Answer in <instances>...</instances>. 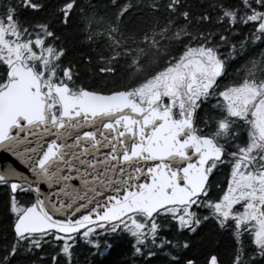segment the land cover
I'll list each match as a JSON object with an SVG mask.
<instances>
[{"label": "snow or ice", "instance_id": "snow-or-ice-1", "mask_svg": "<svg viewBox=\"0 0 264 264\" xmlns=\"http://www.w3.org/2000/svg\"><path fill=\"white\" fill-rule=\"evenodd\" d=\"M78 108H69L59 120L43 113H12L0 120V264H156L162 259L136 243L125 221L128 213L117 209L168 158L153 154L148 132L120 117L123 109ZM173 163L183 166L186 160ZM258 248L244 247L237 264H264ZM163 258L180 264L175 257Z\"/></svg>", "mask_w": 264, "mask_h": 264}, {"label": "trees", "instance_id": "trees-1", "mask_svg": "<svg viewBox=\"0 0 264 264\" xmlns=\"http://www.w3.org/2000/svg\"><path fill=\"white\" fill-rule=\"evenodd\" d=\"M263 15L264 0H0V18L11 19L24 41L40 43L34 64L45 77L102 93L137 88L198 46H234L229 71L237 78L264 62V35L253 40ZM5 78L0 60V87ZM211 185L209 196L213 179ZM191 212L196 222L190 227L162 212L126 223L137 244L159 252L156 264H170L165 255L180 264H207L213 254L220 264H233L244 247L256 245L250 235L214 222L205 203Z\"/></svg>", "mask_w": 264, "mask_h": 264}, {"label": "water", "instance_id": "water-1", "mask_svg": "<svg viewBox=\"0 0 264 264\" xmlns=\"http://www.w3.org/2000/svg\"><path fill=\"white\" fill-rule=\"evenodd\" d=\"M8 74L9 82L0 90V120H7L12 113H43L47 116L46 95L40 91V80L32 69L16 63ZM53 91L63 105L61 116L76 105H79L77 110L123 109L120 117H127L130 123L135 122L138 132H148V147L153 154L168 158L167 164L161 161L156 166L158 171L154 172L153 179L142 182L141 188L129 198L130 202L126 201L117 209L119 213L143 211L151 216L167 205L189 203L202 191L207 180L206 162L213 156V145L192 132L189 114L175 120L171 106L160 109V91L153 92L145 106L132 100L131 92L104 95L83 90L80 94L71 95L66 85H54ZM181 157L186 163L174 165L173 162ZM209 264H217L215 256L210 258Z\"/></svg>", "mask_w": 264, "mask_h": 264}, {"label": "flooded vegetation", "instance_id": "flooded-vegetation-1", "mask_svg": "<svg viewBox=\"0 0 264 264\" xmlns=\"http://www.w3.org/2000/svg\"><path fill=\"white\" fill-rule=\"evenodd\" d=\"M215 60L220 61L213 53V60L204 68L190 65L187 79L191 89L204 88L207 83L213 82L210 87L213 126L208 131L222 153L220 160L211 161L215 173L213 219L260 220L264 217V186L255 176L264 173V62L259 76L255 77L258 83L248 85L230 72H210V65ZM215 68L213 63V70ZM182 94L187 96L184 86ZM199 96L197 93L196 98ZM227 99L232 106L227 105ZM180 106L183 107V103ZM195 106L198 112L202 102ZM199 125L202 131H207L203 122ZM247 174L254 176L250 184H244Z\"/></svg>", "mask_w": 264, "mask_h": 264}, {"label": "rangeland", "instance_id": "rangeland-1", "mask_svg": "<svg viewBox=\"0 0 264 264\" xmlns=\"http://www.w3.org/2000/svg\"><path fill=\"white\" fill-rule=\"evenodd\" d=\"M2 25L0 24V29H1ZM3 31V30H2ZM0 41L2 43H4L6 45V47L9 49V51H15L16 53H18V55L20 57H22V59L26 62V60L29 58L26 56V52H30L31 51V45L30 42H24L22 43V45L19 43V41L17 39H8L7 37L3 36L2 34H0ZM31 54V58H33V55H35L34 53H30ZM191 63L194 64L195 66L204 68L205 64L207 63L205 58H200V57H192L187 59L185 62H183V64L181 65V67L178 69V63H176L175 65H171L167 70L161 72V76L162 79L160 80L159 84L156 81H153L151 83L146 84L145 86H143L141 89H139V93L138 95L140 97L143 98V96L145 95L146 92H148L151 88H153L156 84L158 86H162L163 91L168 94V92H166L165 90V84L166 83H171L175 86V90L172 94L174 97L177 98H182L183 94L181 91V82L178 79L179 73L181 69H184L187 67V65ZM188 76V75H187ZM153 83V84H152ZM46 89L48 90V93H50L49 87H50V81L49 79L46 80ZM184 89H186V94L188 96H190L192 99L196 98V93L192 92L189 95V92L191 90V87L189 85H187L186 87H184ZM53 104V102H52ZM227 105L230 107L232 106V103H229V99H227ZM230 109V108H229ZM250 175L252 176V178L250 177ZM253 174H247L246 175V179L244 184H250V181L253 179ZM255 178L259 179V184H261L262 186H264V173H261V175L259 177L255 176ZM166 211L174 213V214H179L183 217V219H181V221H185L187 219V216H189L191 214V212H189L187 210V208H168L166 209ZM255 217V215L253 216ZM136 217H131L129 218L126 222H132V221H136ZM254 229H255V238L257 240H261L264 241V218L261 219V221H257L254 224Z\"/></svg>", "mask_w": 264, "mask_h": 264}]
</instances>
